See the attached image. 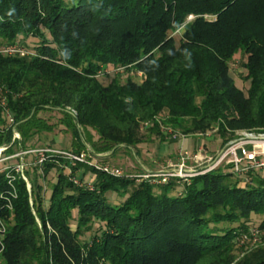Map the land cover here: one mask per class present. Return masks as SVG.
Returning a JSON list of instances; mask_svg holds the SVG:
<instances>
[{"label":"trees","instance_id":"trees-1","mask_svg":"<svg viewBox=\"0 0 264 264\" xmlns=\"http://www.w3.org/2000/svg\"><path fill=\"white\" fill-rule=\"evenodd\" d=\"M180 30L177 45L172 35ZM29 38L39 42L28 56L0 52L5 154L17 145L26 150L28 139L50 128L39 117L47 111L61 114L82 147L93 130L103 153L140 145L143 122L160 136L163 113L162 123L184 135L217 130L221 148L236 131L264 132V0H0V44ZM238 52L246 56V94L229 71ZM106 66L143 80L122 83L116 75L103 86L98 77ZM47 156L41 179L57 174L47 199L38 180L29 190L16 171L0 173V264H232L252 216L262 217L252 231L264 233L259 178L242 183L220 167L173 195L174 182L154 185L93 167L86 171L97 177L88 184L76 177L82 164ZM108 192L129 195L109 205ZM94 223L97 235L81 243L80 233ZM222 223L239 226L220 229ZM237 264H264V248Z\"/></svg>","mask_w":264,"mask_h":264},{"label":"rangeland","instance_id":"rangeland-1","mask_svg":"<svg viewBox=\"0 0 264 264\" xmlns=\"http://www.w3.org/2000/svg\"><path fill=\"white\" fill-rule=\"evenodd\" d=\"M70 1L73 0H68V2ZM204 18L208 21L215 20V17L211 16H205ZM193 19V17H190L187 22H190ZM182 33L183 31L180 30L178 33L172 35L177 45ZM38 42L39 41L37 39L33 38H29L27 40L19 39L16 43H12V45L17 44L20 47H24L28 53H32L38 45ZM0 47L1 52L4 47H7V44L1 43ZM245 62L246 56L242 52H238L229 62V71L234 80V84L236 88L244 94L247 93L249 88V83L246 81L247 71L244 68ZM116 75L120 76V81L122 83H124L127 79H132L134 82L139 84L143 80L142 75L139 76V74L130 70L115 69L112 66L104 67L98 77V80L103 86H107ZM68 111H70V109ZM71 113H73L74 116L76 115L74 112ZM165 115L166 113H163L157 120L160 124V136L156 134L157 131L151 129L152 125L149 122H143L141 124V133L143 138L140 145L135 148L118 147L114 151L103 153L98 150L100 146L98 135L93 130L88 129L87 132L91 143H87L84 147H82L81 142H78L77 139L72 136L71 130L62 125V116L59 112H42L39 114V117L43 123L48 125L50 128L47 131H42L35 137L28 139L25 146L26 150L23 149L21 145H17L13 148L12 153L5 154L3 152L7 148L1 147L0 173L10 170L16 171V173L25 180L29 190L31 189L32 180H38V184L43 188V195H45V198L47 199L50 195L51 185L55 183L57 174L56 171H52L43 181L41 179V170L38 168L42 163L40 161L47 158V155L49 154L53 155V151L66 153L76 151L78 153L75 155H82L88 165H80L76 171V177L78 179L84 177V181L86 183L93 184L97 175L91 170H88L89 172L86 171L87 167H93L95 169L107 167L109 169L119 171L123 177L128 179H136L142 176L144 180H148L147 178H144V176L155 175L160 171H169L179 166L181 163V154L183 152H196L198 148L203 146L207 154L214 156L221 149V140L217 132H206L208 135H206V133H204V135H184L180 131H175L162 123ZM9 120L5 122V128L11 124ZM78 130L80 133L84 134L81 127L78 126ZM245 133H262V131H236L234 134L235 139L240 138V135ZM13 135L14 140L22 143V138L17 132H14ZM182 140H188L189 143L187 142L185 147H181L183 143ZM93 145H96V147H93ZM186 167L190 169L194 168V165L191 162H186ZM69 173L70 172L67 170L64 171V175L66 176H69ZM189 180H172L171 182L175 183L173 195L183 191L185 184L188 183ZM128 195L129 192L124 194V196H122L120 192H108L105 194V198L109 205H118L119 203L125 202ZM76 216V212H73V220L70 222V227L73 231L77 230ZM261 221L262 217H251V226L247 228L245 235H239L240 237L237 238L239 240L235 242V246L230 253L233 257L232 264H237L249 253L259 248H264V233L258 234L255 232V238L251 233L253 232V227H257ZM238 226L239 223H222L219 225V228L229 229L237 228ZM99 229L100 224L94 223L89 230H83L80 233L78 237L79 241L83 244L90 243L97 235Z\"/></svg>","mask_w":264,"mask_h":264},{"label":"built area","instance_id":"built-area-1","mask_svg":"<svg viewBox=\"0 0 264 264\" xmlns=\"http://www.w3.org/2000/svg\"><path fill=\"white\" fill-rule=\"evenodd\" d=\"M1 52L6 56L24 57L29 55L25 48L17 44L4 47ZM213 131L216 132L217 130ZM206 135L208 134L206 133ZM240 136V138L234 139L223 146L214 156L207 154L203 146L198 148L196 152H183L179 166L169 171H160L155 175L144 176V178L151 180V183L154 185H166L172 180L186 179L187 181L191 178L215 171L220 167H228L233 176L242 183H250L254 178L264 180V132L245 133ZM52 153L64 157L74 164L88 165L82 155L59 151H53ZM186 162H191L194 168L188 169ZM96 169L114 177L122 176L119 171L107 167ZM74 183L80 185L76 180H74ZM87 188L90 187L87 186ZM252 234L255 238V231Z\"/></svg>","mask_w":264,"mask_h":264},{"label":"crops","instance_id":"crops-1","mask_svg":"<svg viewBox=\"0 0 264 264\" xmlns=\"http://www.w3.org/2000/svg\"><path fill=\"white\" fill-rule=\"evenodd\" d=\"M70 2H71V1H70ZM182 141H183V140H182ZM187 142L189 143L188 140H186V141L184 140L183 143H182V146H181V147H185V145H186Z\"/></svg>","mask_w":264,"mask_h":264},{"label":"water","instance_id":"water-1","mask_svg":"<svg viewBox=\"0 0 264 264\" xmlns=\"http://www.w3.org/2000/svg\"><path fill=\"white\" fill-rule=\"evenodd\" d=\"M6 148V147H5Z\"/></svg>","mask_w":264,"mask_h":264}]
</instances>
